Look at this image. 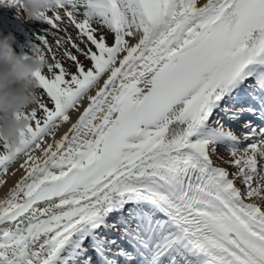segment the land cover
<instances>
[{
  "label": "snow or ice",
  "instance_id": "snow-or-ice-1",
  "mask_svg": "<svg viewBox=\"0 0 264 264\" xmlns=\"http://www.w3.org/2000/svg\"><path fill=\"white\" fill-rule=\"evenodd\" d=\"M49 3V100L0 146V176L24 173L0 199V264H264V0Z\"/></svg>",
  "mask_w": 264,
  "mask_h": 264
},
{
  "label": "clouds",
  "instance_id": "clouds-1",
  "mask_svg": "<svg viewBox=\"0 0 264 264\" xmlns=\"http://www.w3.org/2000/svg\"><path fill=\"white\" fill-rule=\"evenodd\" d=\"M4 6L15 8L22 22L42 20L52 10L49 0H19ZM15 42L13 33H0V146L7 145L9 153L23 147L21 141L31 124L23 114L36 109L41 99L35 74H45L48 68V60L40 52H31L27 59L17 55Z\"/></svg>",
  "mask_w": 264,
  "mask_h": 264
},
{
  "label": "bare ground",
  "instance_id": "bare-ground-1",
  "mask_svg": "<svg viewBox=\"0 0 264 264\" xmlns=\"http://www.w3.org/2000/svg\"><path fill=\"white\" fill-rule=\"evenodd\" d=\"M205 2V0H200V3L203 4ZM9 9H11L9 6H7ZM6 8V7H5ZM5 8H2V13H3V17L6 20L8 17V14L5 10ZM12 10V9H11ZM82 18V17H81ZM17 21H20L17 17H16ZM39 21V20H37ZM22 25L21 31H20V35L17 36L18 38H23V41H18L16 40L15 44H14V48H18V52H20V54H30L31 50H33V47L30 45V43L36 44L37 46L40 43L39 37L40 35H46V38L49 39L50 44L52 45V47L54 48V50L56 49V45L54 44V40L52 41V39L49 38V33L45 30L46 27L42 26L40 28V30H36L35 26L37 25L36 22H19ZM27 24V25H26ZM24 26V28H23ZM30 26L33 27V31L31 32L30 30ZM65 27V25L61 26V29H63ZM0 28H3V25L0 24ZM56 31L51 32L52 35L53 33H55ZM11 33V32H10ZM31 34L33 37H31ZM68 34H70L74 40H77L78 42V36L77 33L73 32L70 27H68ZM108 36V42L111 43L112 42V35L110 33H106ZM64 33L61 32V34L59 36H63ZM16 37V39H17ZM28 38H30V43L28 42ZM58 38V37H57ZM63 42V41H62ZM25 47V49H23ZM80 47H83V44H80ZM74 51V50H73ZM57 57L59 59L62 60V62L64 63V66L72 73L76 72V69L74 67L73 62L71 61H67L62 55H61V50H57L56 51ZM80 60L83 61V63L85 64V66H90L89 62L84 60V58L81 56L79 57ZM66 60V61H64ZM106 78L102 77L101 79V83L102 80ZM37 88L39 91V83L37 84ZM92 94H94V91L92 92ZM88 101L85 99L82 104L79 106L80 111H76V110H72L70 111L69 115H70V121L67 123H64V125L60 126L58 131L56 132V138L59 139L65 132H67L68 128L70 127L71 123H74L77 119L78 116L80 114V112H82L83 107H85L87 105ZM220 149V148H218ZM222 151H218V153L223 156L225 159H228L229 156L226 155L225 153H221ZM227 156V157H226ZM215 161H216V165L220 166V167H224L226 168L230 173L235 171V169L233 167H231L229 164L224 163L221 160H217L216 156L212 157ZM23 159V158H22ZM22 159L17 163V161L15 162L14 166H11L9 168V172L6 175H3L0 177V179H3L5 181V183H3V185H0V199L4 198L6 196V194L8 193V191L14 187L15 183L19 181V179L23 176V170L19 168L20 163H22ZM17 163V164H16ZM239 185V182H237ZM264 203V202H262Z\"/></svg>",
  "mask_w": 264,
  "mask_h": 264
},
{
  "label": "rangeland",
  "instance_id": "rangeland-1",
  "mask_svg": "<svg viewBox=\"0 0 264 264\" xmlns=\"http://www.w3.org/2000/svg\"><path fill=\"white\" fill-rule=\"evenodd\" d=\"M61 55H62V50H61ZM62 56H63V55H62ZM65 59H66V58H65ZM64 61H66V60H64ZM41 98H42L45 102L48 101V99L46 98V96L43 95L42 93H41ZM48 106L51 108V107H52L51 103H49ZM0 151H2V149H0ZM218 151H222L221 153H225L226 155H228L227 151H226L225 149H223L222 147H221L220 149H218ZM226 157H227V156H226ZM11 166H12V165H11ZM11 166H10V167H11Z\"/></svg>",
  "mask_w": 264,
  "mask_h": 264
}]
</instances>
